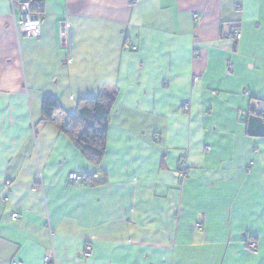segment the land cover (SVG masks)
Masks as SVG:
<instances>
[{
    "label": "crops",
    "instance_id": "1",
    "mask_svg": "<svg viewBox=\"0 0 264 264\" xmlns=\"http://www.w3.org/2000/svg\"><path fill=\"white\" fill-rule=\"evenodd\" d=\"M103 91L96 167L61 123ZM97 171L99 186L67 181ZM46 257L264 264V0H43L39 37L0 0V264Z\"/></svg>",
    "mask_w": 264,
    "mask_h": 264
},
{
    "label": "trees",
    "instance_id": "2",
    "mask_svg": "<svg viewBox=\"0 0 264 264\" xmlns=\"http://www.w3.org/2000/svg\"><path fill=\"white\" fill-rule=\"evenodd\" d=\"M33 10L43 13V0H37ZM114 101V93L103 91L94 98L80 99L73 113L64 114L57 98L46 95L41 105V119L52 122L58 115L64 114L61 130L91 164L99 167L106 151L107 130ZM86 176L94 181L96 176L101 177V173L97 171Z\"/></svg>",
    "mask_w": 264,
    "mask_h": 264
},
{
    "label": "built area",
    "instance_id": "3",
    "mask_svg": "<svg viewBox=\"0 0 264 264\" xmlns=\"http://www.w3.org/2000/svg\"><path fill=\"white\" fill-rule=\"evenodd\" d=\"M11 10V15L14 19L15 29L18 33L26 34L31 37H39L41 35V18L42 13L33 10V6L36 4L37 0H7ZM193 18H198V15H193ZM71 25L69 23H62L60 26V39L62 43H65L67 37L70 36ZM234 39H240V33L238 30L234 31ZM230 69V64L227 66ZM197 78L193 79V82H196ZM183 110L188 109V104L185 103L182 105ZM243 114V113H242ZM157 140V137H156ZM184 175V171H183ZM69 185L72 186H99L101 185V179L95 177L94 181H91L86 175L79 173H69L67 177ZM34 187L33 189H35ZM17 215L13 214L12 218H16ZM202 220L200 219L196 226L197 228H202ZM246 247L249 251L255 253L257 251V245L253 240L246 242ZM13 264H22L21 262H15ZM43 264H55V261L50 257L44 258Z\"/></svg>",
    "mask_w": 264,
    "mask_h": 264
}]
</instances>
